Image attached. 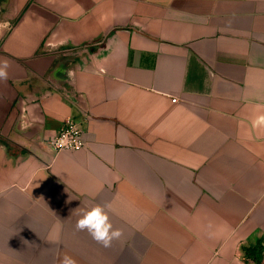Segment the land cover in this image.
<instances>
[{"label":"crops","instance_id":"obj_1","mask_svg":"<svg viewBox=\"0 0 264 264\" xmlns=\"http://www.w3.org/2000/svg\"><path fill=\"white\" fill-rule=\"evenodd\" d=\"M1 7L0 264H264V0Z\"/></svg>","mask_w":264,"mask_h":264},{"label":"clouds","instance_id":"obj_2","mask_svg":"<svg viewBox=\"0 0 264 264\" xmlns=\"http://www.w3.org/2000/svg\"><path fill=\"white\" fill-rule=\"evenodd\" d=\"M8 67L9 62L6 59L0 61V81L7 80ZM76 229L87 231L97 243L106 248L110 247L114 240H119L123 235L122 230L113 227L105 207L101 205L84 209L76 222ZM61 264H77V262L74 258L64 255Z\"/></svg>","mask_w":264,"mask_h":264},{"label":"built area","instance_id":"obj_3","mask_svg":"<svg viewBox=\"0 0 264 264\" xmlns=\"http://www.w3.org/2000/svg\"><path fill=\"white\" fill-rule=\"evenodd\" d=\"M177 101V99H174ZM48 144L55 153L63 150H79L87 146L84 139V127L81 120L70 118L68 119L60 131L52 136Z\"/></svg>","mask_w":264,"mask_h":264},{"label":"trees","instance_id":"obj_4","mask_svg":"<svg viewBox=\"0 0 264 264\" xmlns=\"http://www.w3.org/2000/svg\"><path fill=\"white\" fill-rule=\"evenodd\" d=\"M248 256H252L254 257L256 260H259L260 258V253H262V246L259 245V246H256V247H246L245 248Z\"/></svg>","mask_w":264,"mask_h":264},{"label":"rangeland","instance_id":"obj_5","mask_svg":"<svg viewBox=\"0 0 264 264\" xmlns=\"http://www.w3.org/2000/svg\"><path fill=\"white\" fill-rule=\"evenodd\" d=\"M3 1H4V0H0V13H1V11H2V7H1V5H2Z\"/></svg>","mask_w":264,"mask_h":264}]
</instances>
